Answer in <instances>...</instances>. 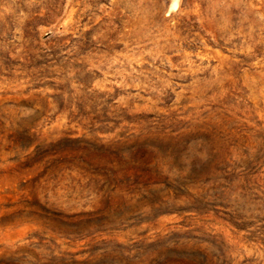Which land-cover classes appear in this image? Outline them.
<instances>
[{
  "label": "rangeland",
  "instance_id": "1",
  "mask_svg": "<svg viewBox=\"0 0 264 264\" xmlns=\"http://www.w3.org/2000/svg\"><path fill=\"white\" fill-rule=\"evenodd\" d=\"M0 0V264H264V0Z\"/></svg>",
  "mask_w": 264,
  "mask_h": 264
},
{
  "label": "bare ground",
  "instance_id": "2",
  "mask_svg": "<svg viewBox=\"0 0 264 264\" xmlns=\"http://www.w3.org/2000/svg\"><path fill=\"white\" fill-rule=\"evenodd\" d=\"M177 5V0H174L173 6L175 7Z\"/></svg>",
  "mask_w": 264,
  "mask_h": 264
}]
</instances>
